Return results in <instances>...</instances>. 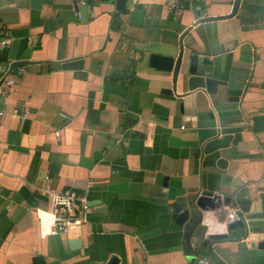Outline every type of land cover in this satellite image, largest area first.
<instances>
[{
    "label": "crops",
    "instance_id": "1",
    "mask_svg": "<svg viewBox=\"0 0 264 264\" xmlns=\"http://www.w3.org/2000/svg\"><path fill=\"white\" fill-rule=\"evenodd\" d=\"M116 2L0 0V78L25 70L0 102V264H264V0ZM180 47L226 85L184 93L149 66ZM46 190L86 223L43 236Z\"/></svg>",
    "mask_w": 264,
    "mask_h": 264
},
{
    "label": "water",
    "instance_id": "2",
    "mask_svg": "<svg viewBox=\"0 0 264 264\" xmlns=\"http://www.w3.org/2000/svg\"><path fill=\"white\" fill-rule=\"evenodd\" d=\"M127 0H117L116 9L119 12L125 11V5ZM240 4V0H233V10L234 12L238 9ZM24 65V63L17 62L13 64L14 67H20ZM149 66L155 68L161 72L172 74V84L173 87H176L178 84L181 85L184 93L186 92H194L198 89L205 90L208 94L213 95L216 92L218 86H225V82H221L213 78L211 70L207 68L210 66L208 60L199 58L198 55H186L182 47H180V52L176 59L172 57L165 56H157L150 55L149 56ZM12 68V69H13ZM238 101L237 98H235ZM229 137H224L221 139H215L208 142L204 146V153L206 155L213 154L219 150H223L228 146ZM218 166L224 167L225 160L221 159L218 162ZM214 197L211 194H202L200 198H198L194 205L196 209L204 211L206 208H214ZM188 215H180L177 218V223L182 225ZM241 223H233L229 226V230H234ZM220 236H208L204 245L208 244V240L220 239ZM259 249L264 250V242H260L258 245ZM111 264H115V260L111 262Z\"/></svg>",
    "mask_w": 264,
    "mask_h": 264
},
{
    "label": "built area",
    "instance_id": "3",
    "mask_svg": "<svg viewBox=\"0 0 264 264\" xmlns=\"http://www.w3.org/2000/svg\"><path fill=\"white\" fill-rule=\"evenodd\" d=\"M136 3L137 0H132ZM155 2L156 0H151ZM81 5L85 3L80 2ZM167 9L175 16H180L182 9L177 0H167ZM77 18L80 14L76 13ZM6 40L0 41L1 48L7 45ZM25 74L23 67H16L11 70V74H6L0 78V102L4 101L9 92L15 86L18 78ZM3 112H0V116ZM60 132H55V136L59 137ZM48 199L47 210H37V217L39 225L43 228V236L60 237L67 236L76 231L83 224L86 223V208L84 206L83 198L76 193L65 191H45ZM242 212L238 208L231 209L226 213V220L229 225L241 222L243 219ZM195 264H210L206 257H199Z\"/></svg>",
    "mask_w": 264,
    "mask_h": 264
}]
</instances>
